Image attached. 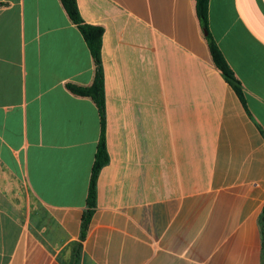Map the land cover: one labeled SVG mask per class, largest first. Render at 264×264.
<instances>
[{
    "label": "crops",
    "instance_id": "crops-1",
    "mask_svg": "<svg viewBox=\"0 0 264 264\" xmlns=\"http://www.w3.org/2000/svg\"><path fill=\"white\" fill-rule=\"evenodd\" d=\"M104 29L109 162L91 52L60 0H0V264H263L264 0H77ZM77 254H76V249Z\"/></svg>",
    "mask_w": 264,
    "mask_h": 264
},
{
    "label": "trees",
    "instance_id": "trees-1",
    "mask_svg": "<svg viewBox=\"0 0 264 264\" xmlns=\"http://www.w3.org/2000/svg\"><path fill=\"white\" fill-rule=\"evenodd\" d=\"M196 15L199 20L200 26L207 32L206 43L207 48L211 56V60L218 71L222 74L226 82L236 92L243 104H245L244 93L240 81L237 79L233 70L227 63L222 51L218 47L215 39L209 30V5L210 0H194ZM62 7L67 13L71 22L78 28L82 37L84 38L88 48L91 52L94 62L95 73L92 85L88 87H80L74 84H68L67 89L76 96L91 98L99 111L100 123H101V135L98 143L95 162L92 169L88 197H87V209L82 217L81 223V240H84L88 232L92 217L95 213L97 206V180L101 169L109 162V156L106 147L105 138V118H106V104H105V86H104V74L102 68V40L104 35V29L99 26H93L87 24L82 20L79 12L77 0H60ZM260 227L263 239L264 249V211L260 217ZM76 249V254H77ZM264 264V262H263Z\"/></svg>",
    "mask_w": 264,
    "mask_h": 264
},
{
    "label": "water",
    "instance_id": "water-1",
    "mask_svg": "<svg viewBox=\"0 0 264 264\" xmlns=\"http://www.w3.org/2000/svg\"><path fill=\"white\" fill-rule=\"evenodd\" d=\"M205 35H207V32L205 31Z\"/></svg>",
    "mask_w": 264,
    "mask_h": 264
}]
</instances>
